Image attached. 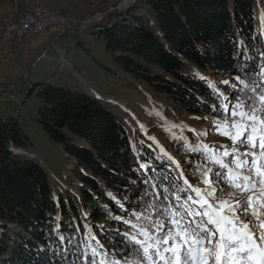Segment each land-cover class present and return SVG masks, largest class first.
<instances>
[{
	"label": "trees",
	"instance_id": "16d2710c",
	"mask_svg": "<svg viewBox=\"0 0 264 264\" xmlns=\"http://www.w3.org/2000/svg\"><path fill=\"white\" fill-rule=\"evenodd\" d=\"M258 5L259 0H150L151 16L133 10L99 31L124 71L171 98L176 109L224 117L230 114L223 108L225 94L264 107L259 100L264 94V27ZM186 64L227 75L229 83L220 92ZM35 86L41 102L38 122L74 160L79 194L68 191L57 199L47 170L13 151V146L32 145L21 122L0 116L2 264L138 262L143 254L130 232L142 227L153 233L154 224H169L165 209L178 212L184 222L192 219L184 209L199 205L185 203L190 193L180 191L188 187L175 174L176 165L150 156L139 141L132 145L123 122L100 99L46 81L30 92Z\"/></svg>",
	"mask_w": 264,
	"mask_h": 264
},
{
	"label": "rangeland",
	"instance_id": "374dc122",
	"mask_svg": "<svg viewBox=\"0 0 264 264\" xmlns=\"http://www.w3.org/2000/svg\"><path fill=\"white\" fill-rule=\"evenodd\" d=\"M149 2L150 0H0V85L4 90L10 91L0 93V116H15L21 122L32 145L27 148L13 146V151L36 160L47 170L57 199L61 195L66 196L68 191L78 195L80 182L74 175V160L65 153L63 145L52 138L38 122L37 111L41 105L37 97L39 87L35 86L31 92L30 89L45 80L72 91L87 92L100 99L123 122L130 133L132 145L139 141L141 146L148 147L151 151L150 156L159 161H172L177 169L174 170L175 174L192 181L202 192L210 187L203 183L206 178L204 172L212 169L216 164L215 159L229 163L235 169L233 156L224 157L222 153H232L233 148H239L241 152L248 150L247 146L234 143L228 136L222 135L225 131L235 132L234 122L241 121L239 116L194 114L176 109L171 98L125 72L121 61L108 50L105 35L99 30L117 20L118 16L133 10L151 16ZM31 5L36 6V13L48 10L56 14L71 15L74 21L68 23L74 24V27L46 26L41 34L48 32L52 36L36 53L31 50L37 47L35 44L41 34L36 37L35 34H23L25 40L17 41L12 47L3 50L4 25L6 29L11 19L20 22V13ZM257 16L259 25L264 27V9L260 0ZM58 35L65 36L61 38L63 40H59L56 38ZM56 50L57 58L52 56ZM261 55L264 57V53ZM185 68L206 78L213 88L223 92L222 85L224 81H228L227 75L206 72L190 64H186ZM23 83L25 87H22ZM260 106L257 108L264 111V107ZM241 110L248 111L247 108L237 109ZM262 111L259 115L264 118ZM247 134L248 132L245 133ZM258 135L259 130L257 145ZM76 141L81 143L82 139L77 137ZM254 151L259 155L258 147ZM210 155L212 159H209ZM148 158L145 156V159ZM242 159L251 162L252 157ZM146 161L143 163H148ZM260 163L257 160L258 166ZM211 186L216 187V184ZM188 193L196 195L191 190ZM244 195L247 193L241 194L239 198L243 199ZM258 211L264 212V209ZM249 220L255 221V218L249 214L246 222ZM166 226V230L150 234L162 236L168 229L175 231V227L171 228V221ZM141 229L142 227L130 234L145 240ZM1 259L0 255V264L3 262ZM125 262L137 264L131 260Z\"/></svg>",
	"mask_w": 264,
	"mask_h": 264
},
{
	"label": "snow or ice",
	"instance_id": "6c2138e0",
	"mask_svg": "<svg viewBox=\"0 0 264 264\" xmlns=\"http://www.w3.org/2000/svg\"><path fill=\"white\" fill-rule=\"evenodd\" d=\"M224 83L228 84L229 81ZM225 99L227 103L223 104L224 111L230 112V117L239 116L241 121L234 122L235 132L225 131L222 135L228 136L234 143L247 146L248 150L241 152L239 148H233L232 153H222L224 157L233 156L235 169L229 163L215 159L214 163L220 165V170L212 172L208 169L204 172L206 178L203 183L210 185L204 192L185 178L188 188L180 191L191 189L197 197L194 199L189 195L185 203L192 201V204L199 205V209L193 210L190 206L184 209L192 217L187 222L178 212L169 213L165 209L163 214L171 216L175 231L168 229L164 235L155 236L148 229L142 228L141 234L145 240L132 236L131 242L139 246L138 251L143 254V260L137 264H145V261L146 264H264V212L258 211L264 209V118L259 115L262 109H258L254 102L245 105L238 96ZM259 100L264 104V94L259 96ZM245 106L248 111H237ZM257 147L259 155L254 151ZM242 157H252V160L249 162ZM212 158L210 155L209 159ZM257 160L261 161L259 166ZM214 184L220 186L212 187ZM243 193L247 195L240 199ZM176 199L180 201L182 198L177 196ZM249 214L258 223L251 220L246 222ZM152 227L163 231L166 225L158 222ZM125 236L128 237V233ZM92 251L95 256L96 250ZM113 264H119V261Z\"/></svg>",
	"mask_w": 264,
	"mask_h": 264
},
{
	"label": "built area",
	"instance_id": "2783aa9c",
	"mask_svg": "<svg viewBox=\"0 0 264 264\" xmlns=\"http://www.w3.org/2000/svg\"><path fill=\"white\" fill-rule=\"evenodd\" d=\"M20 14L21 22H13V33H5L4 25L2 37H10V44L3 45V50L12 47L17 41L25 40V37L23 36V29H31V31H35L36 37L41 34L43 29H45V20H52L53 26V22L56 21L58 16L62 13H36V6L31 5ZM23 19H31V26H23ZM64 27H74V24H65Z\"/></svg>",
	"mask_w": 264,
	"mask_h": 264
},
{
	"label": "bare ground",
	"instance_id": "6f19581e",
	"mask_svg": "<svg viewBox=\"0 0 264 264\" xmlns=\"http://www.w3.org/2000/svg\"><path fill=\"white\" fill-rule=\"evenodd\" d=\"M41 13H47V14H56L54 12H50L48 10H45ZM74 19L71 17V15L68 14H61L58 16V19L53 22V26H62L64 27L65 24H69L68 22H73ZM13 22L14 20H10L9 23L6 26L5 33H13ZM21 22V21H20ZM23 26H31V19H23ZM46 26H52V20H45V27ZM23 34L26 35H33L35 34V31H31V29H23ZM10 43V37H4L3 44Z\"/></svg>",
	"mask_w": 264,
	"mask_h": 264
},
{
	"label": "crops",
	"instance_id": "0c3cea01",
	"mask_svg": "<svg viewBox=\"0 0 264 264\" xmlns=\"http://www.w3.org/2000/svg\"><path fill=\"white\" fill-rule=\"evenodd\" d=\"M51 33H43V34H41L42 36H40V37H38L37 38V41H36V48H34L33 47V49L31 50V51H33L34 50V52L33 53H36L37 52V50L38 49H40V48H42L43 47V45L44 44H47V42L49 41V39L51 38L50 36H52V35H50ZM66 35V34H65ZM65 35H58L56 38H58L59 40H63V39H61V38H64V36ZM57 52H58V50H56V51H54L53 53H52V56L53 57H55V58H57ZM61 65V64H60ZM45 81H47V80H45ZM22 87H25V83H23V86Z\"/></svg>",
	"mask_w": 264,
	"mask_h": 264
},
{
	"label": "water",
	"instance_id": "95a60500",
	"mask_svg": "<svg viewBox=\"0 0 264 264\" xmlns=\"http://www.w3.org/2000/svg\"><path fill=\"white\" fill-rule=\"evenodd\" d=\"M3 92H10V91H7V90H4L3 88H1V85H0V93H3ZM12 93V92H11ZM18 93H16L17 95ZM19 95V94H18Z\"/></svg>",
	"mask_w": 264,
	"mask_h": 264
}]
</instances>
